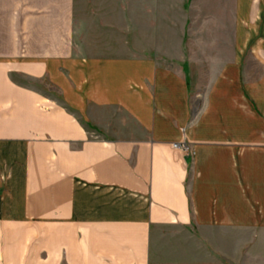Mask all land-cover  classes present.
Masks as SVG:
<instances>
[{
  "label": "crops",
  "instance_id": "0c3cea01",
  "mask_svg": "<svg viewBox=\"0 0 264 264\" xmlns=\"http://www.w3.org/2000/svg\"><path fill=\"white\" fill-rule=\"evenodd\" d=\"M170 228L264 264V0H0V264H159Z\"/></svg>",
  "mask_w": 264,
  "mask_h": 264
},
{
  "label": "rangeland",
  "instance_id": "374dc122",
  "mask_svg": "<svg viewBox=\"0 0 264 264\" xmlns=\"http://www.w3.org/2000/svg\"><path fill=\"white\" fill-rule=\"evenodd\" d=\"M164 234L170 235L171 238L170 239H165L163 240L164 243H170L171 244V254L170 255H165L163 256L162 260L160 261L159 264H188L189 262H191V264H198L199 263V242L197 239H191V240H185L186 242L188 241L189 243H191L190 246V250L192 251L191 254H184V250L181 249L182 251H179V253H176V243L177 236H180V242L183 243V236L185 235V237H187L190 233H193V231H191L190 233L188 231H184L181 230L179 228L173 229H166L163 231ZM176 236V237H174ZM188 244V243H187ZM173 246V247H172ZM166 250H169L168 248ZM192 258V259H191ZM191 260V261H190Z\"/></svg>",
  "mask_w": 264,
  "mask_h": 264
}]
</instances>
